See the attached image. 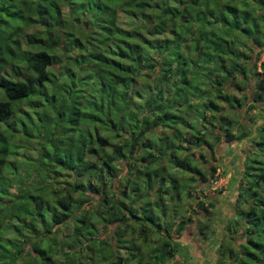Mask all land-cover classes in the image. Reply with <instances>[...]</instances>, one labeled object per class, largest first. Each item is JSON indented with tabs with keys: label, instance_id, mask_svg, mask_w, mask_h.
Instances as JSON below:
<instances>
[{
	"label": "trees",
	"instance_id": "trees-1",
	"mask_svg": "<svg viewBox=\"0 0 264 264\" xmlns=\"http://www.w3.org/2000/svg\"><path fill=\"white\" fill-rule=\"evenodd\" d=\"M261 55L264 0H0V264H181L243 139L213 264H264Z\"/></svg>",
	"mask_w": 264,
	"mask_h": 264
},
{
	"label": "rangeland",
	"instance_id": "rangeland-1",
	"mask_svg": "<svg viewBox=\"0 0 264 264\" xmlns=\"http://www.w3.org/2000/svg\"><path fill=\"white\" fill-rule=\"evenodd\" d=\"M74 53V50L70 52L71 55ZM263 57L264 56L261 55L259 60H262ZM62 66L63 65L59 62L55 61L50 66L51 71L57 73L62 69ZM261 114L263 113L261 112ZM243 142L244 139L239 142H234L229 146L223 145L222 142L215 143L213 155L209 156L207 162H203V166L206 168L211 164L216 166L213 177L211 178V181H216V186H212L209 192L201 186L197 187L194 191L196 198L191 195V199H184L187 211L190 213L192 219L188 222L179 238L181 244H183L177 252V258L181 261V264H213V260L215 259L214 250L225 228V219L232 214L234 202L233 194L242 168L243 154L240 152V149L243 146ZM28 144L29 143H23L22 147L17 150V154L30 156L34 158L35 162L36 149L27 148L30 146ZM201 152L205 154V150ZM35 172L34 169H31L30 174L22 172L23 182L28 184L33 181L34 179L32 176ZM60 185L59 183L56 187ZM15 188L16 185H13L10 187L9 191L13 192ZM218 188H221L220 192L216 191L219 190ZM200 200H203L205 204H211V207L209 205L207 206V212H210V214H207L208 217L204 215L205 211L197 206V202H200ZM202 224L208 226L206 231L207 235L204 239H202L197 232V227H200ZM99 229L102 233H107L108 230L100 225ZM62 233H66V230L64 229ZM118 250L116 251L117 253L120 252Z\"/></svg>",
	"mask_w": 264,
	"mask_h": 264
},
{
	"label": "built area",
	"instance_id": "built-area-1",
	"mask_svg": "<svg viewBox=\"0 0 264 264\" xmlns=\"http://www.w3.org/2000/svg\"><path fill=\"white\" fill-rule=\"evenodd\" d=\"M215 183H216V181L214 180V181H213V187H215V186H216V184H215Z\"/></svg>",
	"mask_w": 264,
	"mask_h": 264
}]
</instances>
